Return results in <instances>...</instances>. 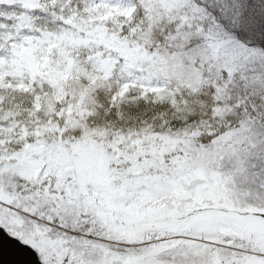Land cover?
<instances>
[{"label":"snow or ice","instance_id":"6c2138e0","mask_svg":"<svg viewBox=\"0 0 264 264\" xmlns=\"http://www.w3.org/2000/svg\"><path fill=\"white\" fill-rule=\"evenodd\" d=\"M0 229L39 264H264V0H0Z\"/></svg>","mask_w":264,"mask_h":264},{"label":"water","instance_id":"95a60500","mask_svg":"<svg viewBox=\"0 0 264 264\" xmlns=\"http://www.w3.org/2000/svg\"><path fill=\"white\" fill-rule=\"evenodd\" d=\"M2 233V230H0V264H25L21 253H26L34 264H38L34 253L21 248L14 240H10Z\"/></svg>","mask_w":264,"mask_h":264}]
</instances>
